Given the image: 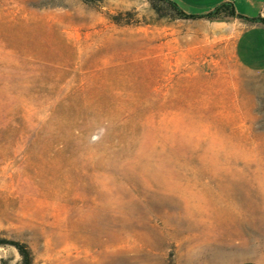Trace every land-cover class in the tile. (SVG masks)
Wrapping results in <instances>:
<instances>
[{
    "label": "rangeland",
    "instance_id": "obj_1",
    "mask_svg": "<svg viewBox=\"0 0 264 264\" xmlns=\"http://www.w3.org/2000/svg\"><path fill=\"white\" fill-rule=\"evenodd\" d=\"M155 5L0 0V237L34 264H264V71Z\"/></svg>",
    "mask_w": 264,
    "mask_h": 264
},
{
    "label": "crops",
    "instance_id": "obj_2",
    "mask_svg": "<svg viewBox=\"0 0 264 264\" xmlns=\"http://www.w3.org/2000/svg\"><path fill=\"white\" fill-rule=\"evenodd\" d=\"M188 14H206L223 2H233L238 14L244 13L241 0H172ZM258 9V16L240 14L246 18H236L230 21L215 22L216 28L228 38L234 40L236 56L240 63L252 71H264V24L253 19L264 18V0H252ZM262 264V263H240Z\"/></svg>",
    "mask_w": 264,
    "mask_h": 264
},
{
    "label": "trees",
    "instance_id": "obj_3",
    "mask_svg": "<svg viewBox=\"0 0 264 264\" xmlns=\"http://www.w3.org/2000/svg\"><path fill=\"white\" fill-rule=\"evenodd\" d=\"M89 1V0H88ZM159 5H155L158 13L161 11L168 10L167 14L171 15L172 19H197L204 18L210 21H230L236 18H246L238 14L235 4L233 2H223L217 5L214 9L209 11L206 14L194 15L188 14L180 6L172 0H155ZM163 3L166 4L167 8L163 7ZM253 21H258L264 24V18L258 17L253 19ZM0 246H12L17 249L20 254V261L17 264H34V257L31 249L26 245L20 242L4 239L0 237ZM3 264H6V261L2 260Z\"/></svg>",
    "mask_w": 264,
    "mask_h": 264
}]
</instances>
